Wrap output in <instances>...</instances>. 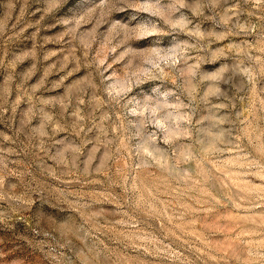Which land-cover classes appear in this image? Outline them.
I'll return each mask as SVG.
<instances>
[{
	"label": "rangeland",
	"instance_id": "rangeland-1",
	"mask_svg": "<svg viewBox=\"0 0 264 264\" xmlns=\"http://www.w3.org/2000/svg\"><path fill=\"white\" fill-rule=\"evenodd\" d=\"M0 264H264V0H0Z\"/></svg>",
	"mask_w": 264,
	"mask_h": 264
}]
</instances>
